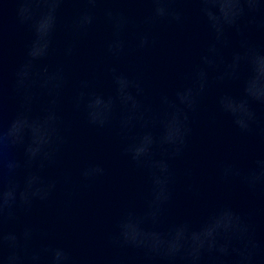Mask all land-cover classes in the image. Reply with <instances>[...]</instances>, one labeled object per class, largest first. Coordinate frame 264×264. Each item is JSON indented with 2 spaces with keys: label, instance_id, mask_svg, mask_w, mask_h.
I'll return each instance as SVG.
<instances>
[{
  "label": "clouds",
  "instance_id": "9594fccd",
  "mask_svg": "<svg viewBox=\"0 0 264 264\" xmlns=\"http://www.w3.org/2000/svg\"><path fill=\"white\" fill-rule=\"evenodd\" d=\"M193 22L206 39L171 89L151 96L140 75L119 67L154 47L158 29ZM100 25L111 63L77 75L69 61ZM257 34L264 35V0H0V264H264L255 206L205 202L195 218L172 215L175 163L209 97V121L226 119L240 137L264 144ZM80 123L115 138L141 177L88 252L33 220L38 207L61 196L70 204L108 175L104 162L82 159L73 178L67 158ZM214 168L218 186L264 202V151L242 149ZM187 190L199 196L193 185Z\"/></svg>",
  "mask_w": 264,
  "mask_h": 264
},
{
  "label": "water",
  "instance_id": "95a60500",
  "mask_svg": "<svg viewBox=\"0 0 264 264\" xmlns=\"http://www.w3.org/2000/svg\"><path fill=\"white\" fill-rule=\"evenodd\" d=\"M156 44L147 51L134 53L120 62L122 70H131L141 76L146 91L154 96L161 90L171 89L179 74L196 59L197 51L206 39L205 34L193 22L181 30L175 26L157 30ZM106 36L103 25L80 46V54L69 61L77 75L95 69L102 73L111 61L102 56L101 44ZM16 44L13 58L20 55V40ZM264 44V35L254 37ZM106 85V81H104ZM213 109L209 97L205 113L194 118L193 136L185 155L175 163L177 170L176 198L172 215L197 217L205 202L227 200L239 210L255 206L258 235L264 238V202L254 199L238 186L222 188L216 184L214 164L220 158L238 155L242 149L248 152L264 151V144L240 137L230 123L217 117L215 123L207 119ZM264 117V109H258ZM82 159L99 160L105 163L108 175L90 189L79 190L70 204L63 196L49 207H38L33 220L49 229L59 242L77 251L88 252L97 249L103 234L108 230L109 219L117 210L119 202L139 183L141 177L120 153L119 142L108 133L90 129L78 124L74 143L67 158V166L76 179V165ZM190 173V174H189ZM191 184L198 189L199 196L187 190Z\"/></svg>",
  "mask_w": 264,
  "mask_h": 264
}]
</instances>
